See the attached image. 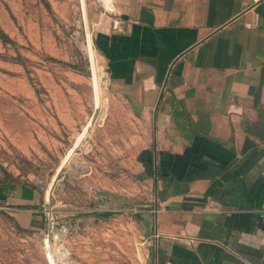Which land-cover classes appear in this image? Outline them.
<instances>
[{"label": "crops", "instance_id": "crops-1", "mask_svg": "<svg viewBox=\"0 0 264 264\" xmlns=\"http://www.w3.org/2000/svg\"><path fill=\"white\" fill-rule=\"evenodd\" d=\"M114 4L95 34L116 90L102 142L150 177L154 264H264V0Z\"/></svg>", "mask_w": 264, "mask_h": 264}, {"label": "rangeland", "instance_id": "rangeland-1", "mask_svg": "<svg viewBox=\"0 0 264 264\" xmlns=\"http://www.w3.org/2000/svg\"><path fill=\"white\" fill-rule=\"evenodd\" d=\"M117 16L114 0H0V183L17 182L0 201V264H51L47 242L56 264L60 246L72 264H154L150 177L102 142L116 90L95 34Z\"/></svg>", "mask_w": 264, "mask_h": 264}, {"label": "trees", "instance_id": "trees-1", "mask_svg": "<svg viewBox=\"0 0 264 264\" xmlns=\"http://www.w3.org/2000/svg\"><path fill=\"white\" fill-rule=\"evenodd\" d=\"M0 40L4 44L11 43L12 40L10 37L0 28ZM13 183L17 184V182L10 176V175H5L3 182L0 183V201H5L11 191L15 189V186ZM112 214L111 213H103L100 216L102 217H110Z\"/></svg>", "mask_w": 264, "mask_h": 264}, {"label": "water", "instance_id": "water-1", "mask_svg": "<svg viewBox=\"0 0 264 264\" xmlns=\"http://www.w3.org/2000/svg\"><path fill=\"white\" fill-rule=\"evenodd\" d=\"M170 74V72H169ZM169 77V76H168ZM168 77L166 79V81L164 82L163 84V87H162V92L160 94V97L158 99V102L156 104V107H155V111H154V139H155V146H154V150H155V156L157 155V145H156V137H157V114H158V109H159V106H160V103H161V100H162V97H163V93H164V90H165V87L167 85V82H168ZM99 109L96 108L95 112H94V115H93V118L91 119V123L94 124L99 116ZM157 178H158V168H157V165H155V179L157 181Z\"/></svg>", "mask_w": 264, "mask_h": 264}, {"label": "bare ground", "instance_id": "bare-ground-1", "mask_svg": "<svg viewBox=\"0 0 264 264\" xmlns=\"http://www.w3.org/2000/svg\"><path fill=\"white\" fill-rule=\"evenodd\" d=\"M68 160H69V158H66V159L64 160V163L68 162ZM51 186H52V184L48 187L47 194L49 193V191H50V189H51ZM48 196H49V195H48ZM57 238H58V237H57ZM46 247H47V254H48V256H49V259H50V261H51V264H56L55 261L53 260V255H52V253H51L50 246H49L48 242H47V244H46ZM59 249H60V251H61V253H62V256L65 257V260H66V261H64L65 264H72L71 260L67 257V256H68L67 251H66L62 246H60Z\"/></svg>", "mask_w": 264, "mask_h": 264}]
</instances>
